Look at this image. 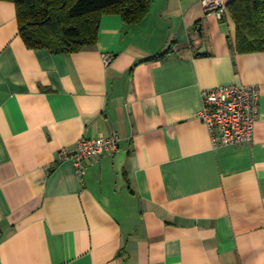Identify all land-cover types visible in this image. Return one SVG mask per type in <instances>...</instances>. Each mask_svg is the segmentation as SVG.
Segmentation results:
<instances>
[{
	"label": "crops",
	"instance_id": "1",
	"mask_svg": "<svg viewBox=\"0 0 264 264\" xmlns=\"http://www.w3.org/2000/svg\"><path fill=\"white\" fill-rule=\"evenodd\" d=\"M202 1L104 15L62 54L29 48L0 0V264H264V52L237 53ZM230 84L260 86L253 143L212 148L201 91ZM112 134L82 176L60 157Z\"/></svg>",
	"mask_w": 264,
	"mask_h": 264
},
{
	"label": "trees",
	"instance_id": "2",
	"mask_svg": "<svg viewBox=\"0 0 264 264\" xmlns=\"http://www.w3.org/2000/svg\"><path fill=\"white\" fill-rule=\"evenodd\" d=\"M12 2L20 36L29 48L71 54L93 47L101 17L118 15L127 25L140 23L151 0H4ZM227 11L235 24V51L264 52V0H234ZM169 50L148 60L159 61Z\"/></svg>",
	"mask_w": 264,
	"mask_h": 264
},
{
	"label": "built area",
	"instance_id": "3",
	"mask_svg": "<svg viewBox=\"0 0 264 264\" xmlns=\"http://www.w3.org/2000/svg\"><path fill=\"white\" fill-rule=\"evenodd\" d=\"M207 12L223 20L227 14L223 0H203ZM111 56H104L103 62L108 65ZM260 86L230 84L201 91V110L198 119L206 126L212 148L224 146L251 145L253 132L259 117ZM119 138L116 134L81 138L74 152L60 153L62 160H71L75 171L82 176L85 163L95 157L118 149Z\"/></svg>",
	"mask_w": 264,
	"mask_h": 264
}]
</instances>
